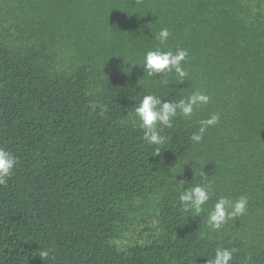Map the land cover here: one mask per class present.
Masks as SVG:
<instances>
[{
	"label": "trees",
	"instance_id": "16d2710c",
	"mask_svg": "<svg viewBox=\"0 0 264 264\" xmlns=\"http://www.w3.org/2000/svg\"><path fill=\"white\" fill-rule=\"evenodd\" d=\"M161 28L188 51L183 82L136 64ZM196 91L210 102L153 154L135 107ZM0 148L18 160L0 184V264H206L217 247L264 264V0H0ZM183 181L210 186L200 215L182 212ZM221 196L246 212L213 231Z\"/></svg>",
	"mask_w": 264,
	"mask_h": 264
},
{
	"label": "clouds",
	"instance_id": "9594fccd",
	"mask_svg": "<svg viewBox=\"0 0 264 264\" xmlns=\"http://www.w3.org/2000/svg\"><path fill=\"white\" fill-rule=\"evenodd\" d=\"M170 32L167 28H161L154 32V39L159 45L144 54L143 61L136 63L150 77H159L162 85L169 83L167 77L175 73L178 82L185 81L188 73L183 67V62L188 56L186 49L178 48L175 51L167 48ZM135 64V65H136ZM162 74V76L160 75ZM211 97L200 91L191 93L186 98L179 100H164L155 94H146L134 109L138 118L139 127L143 129V137L148 145L154 146V153L159 154V146L166 143V137L160 134L162 128H170L173 120L178 115L190 119L195 110L210 102ZM220 121L219 114H213L199 122L200 126L190 136L194 144H199L210 127ZM18 163L17 157L11 152L0 148V184H6ZM185 181L180 185L179 201L183 213L191 216L200 215L205 211V205L211 199V188L203 184H195L184 187ZM247 198L241 197L231 203L227 197L221 196L207 213V225L213 231H219L229 219L242 216L246 212ZM235 249L217 247L214 256L207 259L206 264H230ZM44 260L48 256V250L38 253Z\"/></svg>",
	"mask_w": 264,
	"mask_h": 264
}]
</instances>
